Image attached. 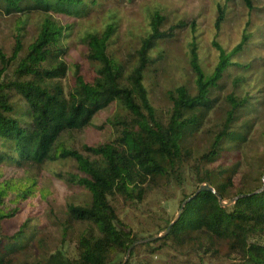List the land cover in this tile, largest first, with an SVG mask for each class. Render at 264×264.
Here are the masks:
<instances>
[{
	"label": "trees",
	"instance_id": "obj_1",
	"mask_svg": "<svg viewBox=\"0 0 264 264\" xmlns=\"http://www.w3.org/2000/svg\"><path fill=\"white\" fill-rule=\"evenodd\" d=\"M243 2L254 9V0ZM101 8L99 0H0V15L24 17L12 55L0 50V167H41L71 160L73 171L57 176L90 195L85 204H69L60 224L61 243L71 240L76 245V257L69 258L60 249L47 251L46 225L29 214L22 217L24 205L36 195L37 181L0 175V264H122L123 260L116 262L118 257L126 256L140 238L121 221L114 200L142 208L151 194L169 201L180 191L182 204L206 183L225 200L249 196L223 208L215 194L201 192L186 205L167 236L134 247L126 264H132L142 248L157 254L168 247L195 255L191 264H208V256L218 258L217 264H264V154L244 159L249 171H243L240 162L216 166L226 152L247 143L253 124L242 123V117L261 104L251 95H238L245 79L233 82L228 72L249 68L236 57L253 34L244 33L231 51L214 42L220 58L210 76L200 65L193 41L189 63L194 86L184 84L169 91L171 107L159 111L145 85L146 76L158 64L152 53L161 42L188 29L195 33L196 22L180 20L166 27V9L154 8L140 46L124 59L115 52L119 17L108 10L105 29L88 33L79 42L93 67V79L88 80L81 65L75 64L72 84L66 86L63 81L71 72L67 62L73 37L70 20L84 19ZM33 15L39 16L36 35L26 48L24 32ZM225 18L220 6L218 31ZM11 66L15 68L7 78ZM229 81L234 90L222 100ZM112 107L114 115L100 127L109 125L112 138L98 145L84 144L82 149L73 146V136L94 126L96 116ZM216 111L220 117L212 129H206ZM203 133L210 138L209 147L195 155L192 141ZM258 164L261 177L255 178L251 172ZM188 170L196 187L191 194H186ZM164 223L163 231L172 221Z\"/></svg>",
	"mask_w": 264,
	"mask_h": 264
},
{
	"label": "rangeland",
	"instance_id": "obj_2",
	"mask_svg": "<svg viewBox=\"0 0 264 264\" xmlns=\"http://www.w3.org/2000/svg\"><path fill=\"white\" fill-rule=\"evenodd\" d=\"M99 1L103 5L100 10L94 11L84 19L70 20L73 22V37L69 45L67 62L71 72L63 81L66 86L72 84L71 78L75 64L81 65L82 73L88 80L93 79V67L86 61L84 48L79 42L88 33L100 32L105 29L108 10L117 12L119 17V33L115 52L124 59L127 58L128 53L140 46V39L148 30L149 11L154 8L161 6L166 9L169 17L166 27H170L180 20L196 22L195 33L188 29L172 40L161 42L152 53L153 56L158 57V64L146 76L145 85L149 90L153 105L159 111L170 109L169 91L184 84H189L190 87L194 86V76L189 63L190 45L193 41L197 44L200 65L205 74L210 76L220 58L214 42L219 43L227 51H231L241 42L244 33L253 34L250 44L246 46L243 53L236 57L238 63L250 65L249 68L246 71L233 68L228 72L230 77L232 76L233 82L235 78L245 79L244 84L237 91L238 95H251L261 104L252 108L250 113L247 112L242 117V123L251 121L253 124V130L247 143L241 147H235L231 152H226L216 164V166L227 167L240 162L242 170L249 171V165L244 164V159L246 157H261L264 154V0H254L253 10L248 9L243 0ZM220 6L225 9L226 18L221 30L218 31L216 22ZM38 18V15H33L26 27L24 32L26 48L36 35ZM23 20L24 17L20 15H0V50H3L8 56L12 55L15 36L18 34L19 24ZM14 68L15 66L10 67L7 78L12 76ZM233 82L229 81L226 84L220 95L222 100L234 90ZM115 111L116 108L112 107L99 113L95 118L94 126L73 136L71 139L73 146L82 149L84 144L98 145L111 139L114 134L111 127L109 125L102 129L100 127L107 123ZM218 117H220L219 111L212 113L206 124V129H212ZM209 143L210 138L203 133L192 141L191 147L195 155H198L207 151ZM254 168L251 174L253 173L255 178H260L262 165L258 164ZM73 169L74 163L71 160L47 163L41 167L37 165H28L24 168L5 165L0 167V175L3 176V179L37 181L36 195L24 205L22 217L29 214L38 223L46 225L48 231L47 251L55 252L56 249H60L69 258L76 257V245L71 240H67L64 244L61 243L62 228L60 224L65 220L69 204L79 205L90 201V195L85 190L71 188L64 179L57 176L59 173L66 176ZM191 180V172L188 170L186 194H191L196 189L191 184ZM235 181L237 186L239 179L236 178ZM261 181L264 182L263 177H261ZM182 198V193L177 191L175 198L169 201H164L163 197L151 194L142 208L124 203L119 198L114 200L113 204L121 221L129 225L141 240L161 234L165 225L164 221L173 222L177 218ZM222 249V254L225 255L227 253L226 246L223 245ZM125 258L126 256H120L116 262L122 260L124 262ZM194 258L193 254L182 255L175 248L170 249V247L157 252V254H150L147 248H142L138 255L132 259V264H191ZM130 259L131 254L128 261ZM206 261L208 264H217L219 260L216 257L208 256Z\"/></svg>",
	"mask_w": 264,
	"mask_h": 264
},
{
	"label": "water",
	"instance_id": "obj_3",
	"mask_svg": "<svg viewBox=\"0 0 264 264\" xmlns=\"http://www.w3.org/2000/svg\"><path fill=\"white\" fill-rule=\"evenodd\" d=\"M263 189L261 190H258L256 193H260ZM201 192H211L213 194H215L218 198H219V203H220V206L223 207V208H227V207H230L232 205H234L237 200L243 198V197H246V196H249V195H239L233 199H229V200H225L223 199V197H221V195L219 193L216 192V190L211 187L209 184H203L201 185L197 191L195 192L194 195L190 196L188 199H186L182 204H181V208H180V211L178 213V216L177 218L169 225V227L164 230L161 234H158L156 236H153V237H150V238H147V239H144V240H139L137 242H135L129 249L127 255H126V258L124 260V262L122 264H126L129 257H130V254H131V251L133 250L134 247L138 246V245H141V244H146V243H152V242H155L157 240H160L162 239L163 237L167 236L172 227L179 221V219L181 218L183 212H184V209L186 207V205L188 203H190L193 199H195Z\"/></svg>",
	"mask_w": 264,
	"mask_h": 264
}]
</instances>
